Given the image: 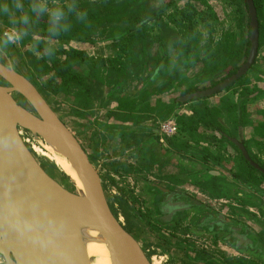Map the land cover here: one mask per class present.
<instances>
[{"label":"water","instance_id":"water-1","mask_svg":"<svg viewBox=\"0 0 264 264\" xmlns=\"http://www.w3.org/2000/svg\"><path fill=\"white\" fill-rule=\"evenodd\" d=\"M246 1L252 27L249 56L234 76L211 89L189 94L183 101L214 97L254 66L260 51L259 22L254 0ZM23 132L42 140L65 159L83 191H72L54 177L36 159ZM233 143L253 167L264 173L243 144L237 140ZM161 191L168 199L163 209V224L168 225L178 215L179 204L173 203L178 194ZM201 206L194 200L188 210ZM206 217L198 227L203 224L201 228L209 227L211 234H225L223 242L238 251L264 254L249 237L253 233L249 228L229 222L224 215L218 214L208 222L204 221ZM90 241L106 246L112 264H152L142 244L112 209L104 180L77 136L38 85L0 48V264H91L87 251Z\"/></svg>","mask_w":264,"mask_h":264},{"label":"trees","instance_id":"trees-1","mask_svg":"<svg viewBox=\"0 0 264 264\" xmlns=\"http://www.w3.org/2000/svg\"><path fill=\"white\" fill-rule=\"evenodd\" d=\"M201 1L212 13L213 8L205 0ZM230 1L235 3L237 0ZM27 3L28 0H25L26 11ZM172 3L171 0H79L78 10L86 15L78 18L74 13L71 14L69 16L71 28L67 32L50 36L47 32L49 21L46 16L40 17L33 26L46 31L40 35L43 39L82 43L113 41L118 49L116 58L111 62L113 85L121 82L130 85L129 81L139 77L140 72L147 69L148 64H154L155 68L159 69V76L152 86H147L145 89L141 87L134 92L127 88L121 93L112 94L119 100L120 111L130 115L127 116V120L139 128L137 126L142 120L154 118L163 122L172 118L178 107L184 105L177 97L169 104L160 98L154 101L153 97L183 87L185 83L189 84V89L182 92L183 96L215 87L234 76L250 53L252 27L250 24L245 25L247 14L240 23L239 33L223 32L218 38L216 37L217 39L213 37L202 46L199 38L193 35V23L183 27L178 19L168 16V23L165 18L163 19L165 10ZM254 5L259 22L260 50L264 46L263 0H254ZM245 9L248 10L247 5ZM184 19L188 17L184 16ZM151 23H154L155 28L158 27L157 33L153 32L155 28L150 30L147 28ZM169 23L176 26L175 30ZM180 27L181 30H186L185 33L178 29ZM25 30L33 32L26 27ZM155 48L158 49L157 52ZM173 52L175 57L172 55ZM41 56V59H34L33 62L40 71L37 77L53 75L52 82L62 80L64 85H57L54 93H68L71 88L82 87L74 97L84 104V107L88 106L92 89L77 74V70L86 60L84 55L74 49L60 51L52 49L48 52L41 50ZM247 78L248 75L242 77L226 91L237 94L247 85ZM235 87L237 90L234 89ZM241 92L240 96L244 99L248 91L244 88ZM206 100L207 98L197 101ZM243 102L240 106L242 115L246 109ZM236 109V105H233L229 98H224L220 108L202 106L193 117L179 118L178 123L182 128L190 129L200 124L209 129H216L229 139L231 137L226 135L221 121L226 112L232 119ZM261 128H264V124ZM250 167L253 168L251 165Z\"/></svg>","mask_w":264,"mask_h":264},{"label":"rangeland","instance_id":"rangeland-1","mask_svg":"<svg viewBox=\"0 0 264 264\" xmlns=\"http://www.w3.org/2000/svg\"><path fill=\"white\" fill-rule=\"evenodd\" d=\"M230 1V0H229ZM66 1L64 0H49V5L52 7L59 6L64 4ZM186 4V8L183 10H179V7L183 6ZM264 4V0H263ZM229 7H224L222 5H219L218 7V14L220 15L221 18L224 16L226 17L224 21L219 20L217 13L214 11L213 8V14L202 4L201 0H183L182 4L177 3L176 8L173 7L172 9H178L175 14H171L172 17H177V19L180 21V25L183 27L187 26L188 24L193 23V35L194 37L199 38L201 45L205 46L206 43L209 41V39L213 37H219L222 35L223 32H229V33H239L240 31V23L241 21L245 18V13L243 10V3L240 0L235 1V3H232L230 1ZM174 11V10H173ZM175 15V16H173ZM184 16L188 17V19H184ZM231 24L229 28H226L228 24ZM10 27L9 22L7 17L0 18V32H3L5 29ZM22 27V25H21ZM155 28V27H151ZM31 29L33 32L26 31V35L24 38L18 43V44H10L7 45L6 48L0 47L5 51V53L8 55V57L13 61L14 65L17 66L27 77L31 78L33 82H35L40 90L43 92L45 97L48 99L50 102L51 106L53 109L59 114V116L62 118L64 122L69 126V128L74 132V134L77 136V138L82 141V144L86 151L88 152L89 156L91 157V160L94 165H96L95 160L93 159V156L91 152L94 153H99L101 150V146H94V148H90V142L95 138H101V136H104V131L103 127H109L111 128L110 125L106 124V120H102L104 124L102 129H98L97 134L94 136V133H90L89 130H86V127H89L90 130L91 128L90 124H86V121L84 119H81L79 116L80 114L79 111L76 109L74 106V91L71 88L68 93H54V90L56 89L57 85H64L62 81H56L52 82L53 75H48L45 77H37L39 75L40 71L36 69L34 66V59H41V50L51 51L52 49L55 50H62V49H70L72 43L71 41H56V40H49L46 41L43 38L40 37L41 34L46 33V31L40 30V28L32 26ZM180 31H183L185 33L186 30H181V27L178 28ZM228 29V31L226 30ZM216 38V39H217ZM109 49L111 50L112 48L108 46ZM264 47V46H263ZM99 46L97 45V47ZM113 50V49H112ZM261 50V49H260ZM100 52L97 50V54ZM94 53V52H93ZM260 53V51H259ZM86 54V52H85ZM95 57V56H94ZM98 57V56H96ZM63 58V57H62ZM95 59V58H93ZM88 62L93 65H97V69L101 67V63L99 61H91L90 58H88ZM260 65H264V58L259 61ZM103 68V67H102ZM96 69V66L94 67ZM96 69V71H97ZM110 72V71H108ZM83 75L81 76L82 81L86 85H90L91 83H94L99 77L103 76L104 74H100L98 76H94V74H90L85 70L82 72ZM34 75V76H33ZM110 77L112 76L109 74ZM255 78V76H253ZM264 80V73H257V78L252 79L249 77L247 78V91L248 95L244 96V101L248 99L250 96L251 98H256L257 96H260L264 93L263 90V85H257V82ZM254 82L253 87H256V89L250 90L248 88L249 84ZM90 83V84H89ZM126 85V84H125ZM246 88V87H244ZM241 91H243V89ZM234 89L237 90L235 87ZM239 90V89H238ZM241 91L238 92V94L241 95ZM229 94L228 97L230 96H237L232 93V91H224L219 94V96L222 97V95ZM218 96V95H217ZM216 97V96H215ZM227 97V96H225ZM261 97V96H260ZM19 100L25 104V102L19 98ZM247 105H252L249 108V111H256L258 109V100H254L251 103L244 104V106L247 107ZM222 106V104L220 105ZM183 110L185 107H182ZM84 110V108H83ZM181 110V108H180ZM186 112V113H185ZM241 112V109H240ZM242 114V112H241ZM189 119L190 114L187 113V111H183L181 113L179 111L178 115H175L174 120L177 125H179L180 129V135L177 138L178 140H182L181 138L183 137L182 135V128L180 127V124L178 123V119ZM187 117V118H186ZM152 120L149 122L148 128L150 129H156L159 130L161 129V123L162 121L155 120L154 118H151ZM90 122V121H89ZM231 122H236L232 121L230 119V116H228V113H225V116L223 117V123L229 127V129L225 130L226 135L232 138H240V134H243L242 132L240 134H237V123L232 126ZM201 126V125H200ZM123 125H119L116 127V129H126ZM147 127V126H146ZM242 127V126H241ZM260 130H254L252 131L251 134L254 136H251L249 138V134L245 133L247 136H243V138L240 139L242 143L246 144V147L248 149V153L253 159L254 162H256L258 165H260L262 168H264V128H261L260 125H258ZM202 128V127H201ZM81 130V134L79 133ZM236 133L237 135L233 134ZM96 133V132H95ZM200 134L197 133L203 138L204 135L207 138L210 132L206 131L203 132L202 129L199 132ZM90 134V135H89ZM141 134V133H139ZM138 134V135H139ZM24 141L28 145L30 149L34 151V153L38 156V160L46 166V168L49 170V172L58 180H60L62 183H64L67 188H69L72 191L76 190L75 185L73 182L64 175H61L54 163L51 160V157L48 156L39 146L38 143L32 140L26 133H21ZM196 135V136H197ZM130 137V136H129ZM247 137V139L245 138ZM137 135H131V138L127 139H121L118 143L119 147L118 150L121 152H125L128 150V147H133L135 146L139 139H137ZM173 138V139H174ZM212 138V136L210 137ZM249 138V139H248ZM177 140V141H178ZM174 140V142H177ZM228 142V141H227ZM226 141H223L220 143L218 141V147H222L220 144L225 146V152L222 153L224 156L222 161L224 160L225 163L223 165L227 166L226 162H230L233 157L232 154L228 153V147L229 143ZM122 143L125 144V147H122ZM226 144V145H225ZM129 145V146H128ZM130 149V148H129ZM234 153H235V161L234 164L236 165L237 169L235 170L236 172H239V176L247 180L248 182L247 185L252 187L253 190H260L264 192V176L263 174L251 169L246 161L243 159L242 155L238 154L237 149L234 147ZM31 150V151H32ZM117 150V151H118ZM125 150V151H124ZM32 151V152H33ZM130 154H134V152H129ZM229 154V157H228ZM129 155V154H126ZM239 155V156H238ZM237 157V158H236ZM49 164L50 166L55 168V171H53L51 168L47 167ZM234 164H230V167H234ZM227 169H230L227 167ZM239 169V170H238ZM116 170L119 171V177H115L113 183H106V191L108 198L110 200L112 209L114 210L115 214L118 216L119 220L121 223L124 225V227L134 236L138 239V241L142 244L144 247L146 254L148 255L150 261H153L154 264H167L166 260L163 258L166 255L167 251H170V249L164 248V241H174L175 244H177L183 252H180V257L179 259L184 260L187 259V255L189 256V253H193L197 259L195 260H204L206 259L209 260L207 264H238V263H243V264H264V259L263 258H256V257H251L247 254H242L243 256L246 257V260L243 262H234V260H229L227 259L224 255L219 254L216 252L218 258L214 257V254H211L210 251H213L211 247L208 245L210 243H220L219 237L210 235L208 233H202L200 231H196V227H194L193 224H191L192 221V216L198 214L197 210H194L189 214V216L185 217L184 219L179 221L178 226H176L177 229L165 231L164 228L158 225L157 222H152L153 221V215L151 211L147 207V202L142 199V197L136 193L137 188L140 189V186L138 185V181H136L138 176V173L140 172L138 167L135 166L134 164H129L126 163L124 167H117ZM61 175V176H60ZM251 179V180H249ZM229 180L228 177L225 178V181ZM226 183V182H225ZM108 185V187H107ZM110 185V187H109ZM231 185V184H230ZM241 188V193H247V195L250 196V198H256L259 200L260 205L264 208V196L261 197L258 194L250 191V190H242ZM221 194V193H220ZM226 195V193H224ZM259 196V197H258ZM196 198V197H194ZM199 201H203L205 205L209 206L208 203H210L206 198L200 199L196 198ZM227 199V198H226ZM239 204V203H238ZM247 205L252 206V209H260L257 208L259 207L256 204H252L249 201L242 200L239 208L232 206L231 204H225L223 207H220V213L228 215L229 219L232 221H235L237 223H240L248 228H252L254 231H256L260 237L264 240V211L260 209L258 217L251 211L247 209ZM212 209H214L211 206ZM215 210V209H214ZM252 217V218H251ZM256 217V219H254ZM152 222V223H151ZM256 222V223H255ZM200 232V233H199ZM171 237V238H170ZM175 238V240H174ZM157 245H160L162 248L159 249ZM189 252V253H186ZM169 254V253H168Z\"/></svg>","mask_w":264,"mask_h":264},{"label":"crops","instance_id":"crops-1","mask_svg":"<svg viewBox=\"0 0 264 264\" xmlns=\"http://www.w3.org/2000/svg\"><path fill=\"white\" fill-rule=\"evenodd\" d=\"M212 8H214V11L217 13V16L219 20L224 21L225 16L223 18L220 17L218 14V7L219 5H222L224 7H229L230 1L229 0H205ZM183 0H179L177 3L182 4ZM177 3L173 6L176 8ZM172 7V8H173ZM186 4L179 7V10H183L186 8ZM170 8L168 10V14H175L178 9H172ZM174 10V11H173ZM175 16V15H173ZM172 17V15H171ZM173 19H177V17H172ZM167 23L168 21L165 20ZM170 24V23H169ZM232 23L228 24L226 28H229ZM171 25V28L175 30L176 26ZM152 24H149L147 28L150 30ZM228 31V29H226ZM154 33L158 32V27H156L153 30ZM49 42V40H46ZM72 45L70 49L77 50L81 52L84 55V58L86 59L85 62L80 66V68L77 70V74L80 76L83 75L82 72L87 70L90 74H94V76H98L100 74H104L103 76L99 77L94 83H89L92 94L90 95V101L88 102V106L84 107V104L78 102L75 99L74 106L79 111L78 114H80V118L84 119L86 121V124L91 125V130L89 127H86V130L88 129L90 133H94V136L97 134L98 129H102L104 123H102V120H106V124L110 125L111 128L104 126V136L101 138H95L92 143L90 142V148H94L93 145L98 146L100 145L102 148L99 153L91 152L93 159L96 163V168L99 171L101 177L104 180V183L110 184L114 182L115 177H119V171L116 170L117 167L120 168L124 167L126 163L134 164L138 167L139 173L136 179L138 181V185L140 186V189L137 188L136 193H138L144 201L147 203L150 202L152 199H155V194L157 193L155 186L160 188H166L165 190H182L189 193L190 195L204 199L206 198L210 203L208 205L212 206L215 211L221 212L220 207H223L225 204H231L232 206L238 207L240 206L242 202V195L238 194H225L220 192L218 189L220 185L225 184H231V187H236V183L234 181V175L235 170L237 169L236 165L234 164L235 161V153H234V145L233 140L240 141L241 138L245 135V133L249 134V138L251 136H254L252 131L260 130L258 125L264 124V93L260 96H257L256 98H251V96L244 101V99L241 98L240 94H235L237 96H229V94L216 96L210 99H207L206 101H195L186 105H183L181 107H178L175 115H178L179 111L183 113V111H187V113L190 114L191 117L194 116V113L199 110L202 106H206L209 108H220L222 101L224 98H229L230 102L233 105H236V112L232 115V126L234 123L238 127L237 134H240L241 132L243 134H240V138H232L227 139L224 137V134H220L218 130L209 129L204 127L203 125L200 126V124L195 125L192 128H186L181 127L183 132L182 140H176V145L172 146L171 148H168L166 146H163L160 142L161 135L156 129H149V122L152 120L151 118L149 120H142L140 126H147L144 127L143 130H139V132L142 131L141 134H139L135 127H130L134 125L132 122L127 120V116L130 117V115H126V113H122L120 111V103L119 100L116 98H113L112 95L109 93L107 94V90L111 87V80L113 79L110 77L109 74H111V62L116 58L118 49H116L115 44L113 41H98L93 43H82V42H72ZM99 46V48H95ZM110 46L112 49L110 50ZM66 50H69L66 49ZM97 50L98 52L97 54ZM86 52V54H85ZM94 52V53H93ZM172 55L175 57V53L173 52ZM95 56V57H94ZM98 56V57H96ZM88 58H90L91 61H100L101 67L97 69V65L90 64L88 61ZM95 58V59H93ZM264 58V47L261 48L260 53L258 55L256 64L251 69L250 73L248 74V78L250 77L252 79L257 78V73L261 74L264 73V65H260L259 61ZM99 59V60H97ZM96 66V69L94 67ZM103 67V68H102ZM110 71V72H108ZM193 75L190 76L192 78ZM255 76V78H253ZM62 81V80H58ZM254 82L249 84L248 88L250 90L256 89V87H253ZM263 85L264 90V80L257 82V85ZM247 89V86H245ZM81 89L82 87H78ZM253 88V89H252ZM77 88L73 89L74 96L76 92H78ZM177 90V88H175ZM172 90L176 92V90ZM171 92H167L164 95H161L157 98H154L153 100H157L158 98L162 99L167 104L172 102V96ZM66 94V93H64ZM227 96V97H225ZM75 98V97H74ZM254 100H258V109L256 111H249V108L252 105H247L245 109V113L243 115L240 112V106L242 102L246 105L248 103L253 102ZM182 107H185L183 110ZM84 108V110H83ZM181 108V110H180ZM234 108V107H233ZM186 113V112H185ZM189 117V118H191ZM184 118V117H183ZM187 118V117H186ZM62 119V118H61ZM90 121V122H89ZM222 125L225 127V130L229 129L228 126H226L223 123L222 119ZM240 122H242L240 124ZM66 123V122H65ZM119 125L127 126L126 129H116ZM68 126V125H67ZM242 126V127H241ZM69 127V126H68ZM202 127V128H201ZM207 133L210 132L212 135H208L206 138L204 135L203 138L199 135V132L201 131ZM79 133L81 134V130ZM96 132V133H95ZM137 132V133H135ZM137 135V139H139L138 143L133 147H128V150H124L125 152H121L118 150L117 147H119L118 143L119 140L123 139H129L131 138V135ZM139 134V135H138ZM237 135L235 132L233 133ZM90 135V134H89ZM197 135V136H196ZM130 136V137H129ZM212 136V138H210ZM222 136V137H221ZM247 136V135H245ZM247 139V137H245ZM248 138V139H249ZM80 141V140H79ZM218 141L222 143L223 141H228L229 143L228 147V153L232 154L231 157L232 160L230 162H226V165H223L224 160L222 153L225 152V146L220 144L222 147H218ZM82 144V141H80ZM122 147H125V144L122 143ZM83 145V144H82ZM226 145V144H225ZM129 146V145H128ZM84 147V146H83ZM130 148V149H129ZM118 150V151H117ZM129 152H134V154H130ZM129 154V155H126ZM228 154V157H229ZM91 158V157H90ZM237 158V157H236ZM234 164V167H230V164ZM229 167L230 169H227ZM186 170V171H185ZM183 176L186 178L185 183H180V177ZM228 177L229 180L225 181V178ZM149 183V187L147 188V185L145 183ZM108 187V185H107ZM110 187V185H109ZM241 187V186H239ZM221 193V194H220ZM158 194V193H157ZM156 194V195H157ZM259 197V196H258ZM227 198V199H226ZM239 203V204H238ZM254 205V203H252ZM252 206L247 205V209L251 212H253L257 217L259 215L260 209L264 211V208L259 205L260 209H252ZM225 215V214H224ZM228 216V215H225ZM252 218V217H251ZM256 219V217H254ZM165 229V231L174 230L177 229L176 226H165L162 227ZM171 238V237H170ZM164 241V248L170 249V251L166 252L167 256H164L163 258L166 260L167 264H207L209 260H195L197 257L193 253H189L186 251V253H189V256L187 255V259L181 260L180 252H183L177 244H175L174 241ZM175 240V238H174ZM212 248L213 251H210L211 254H214L216 258H218L216 252L219 254L224 255L229 260H234V262H243L246 260V257L240 254L239 252L233 250L231 247L225 246L222 243H210L208 245ZM159 249L162 247L160 245H157ZM169 253V254H168ZM152 262V261H151Z\"/></svg>","mask_w":264,"mask_h":264},{"label":"flooded vegetation","instance_id":"flooded-vegetation-1","mask_svg":"<svg viewBox=\"0 0 264 264\" xmlns=\"http://www.w3.org/2000/svg\"><path fill=\"white\" fill-rule=\"evenodd\" d=\"M167 1V0H166ZM173 3L165 10V12H164V14H163V19L165 18V20H167L168 21V19H167V17L169 16V17H171V15L170 14H168L167 12H168V10L170 9V8H172L179 0H171ZM244 1H246V0H241V2L243 3V10H244V13H245V18H246V14H248V12H249V10H246L245 9V6L247 5V1L246 2H244ZM247 7H248V5H247ZM152 24V26L153 27H155L154 26V23H151ZM248 25V24H250V26H251V20H250V17H247V19H245V25ZM246 25V26H247ZM44 40H51V39H44ZM56 41H59V40H56ZM73 42V41H72ZM74 42H77V41H74ZM78 43V42H77ZM158 50V49H157ZM157 50H156V48H155V51L157 52ZM259 55V54H258ZM258 58V57H257ZM246 60V59H245ZM245 60L240 64V65H242L244 62H245ZM256 61H257V59H256ZM255 64H256V62H255ZM254 64V65H255ZM254 67V66H253ZM252 67V68H253ZM250 71H251V69H250ZM250 71L248 72V74L250 73ZM247 74V75H248ZM159 76V69H156L155 68V66H154V64H148V66H147V69H145L143 72H140V76L139 77H136V78H134V79H132L131 81H129L130 82V85H128V84H126L125 85V83H120V84H115V85H111V87L107 90V94L109 93L110 95H112L113 93H115V92H123L124 91V89H132V91L134 92V90H139L141 87L142 88H146L147 86H152L154 83V81L157 79V77ZM129 86V87H128ZM217 86V85H216ZM213 88V87H212ZM187 89H189V84L188 83H185L184 85H183V87H179V88H177V90H176V92H174V91H172V93H171V96H172V98H175V97H177L178 98V100L181 102V103H184V105H186V104H189V103H192L193 101H190V102H186V101H183V99H184V97H186L187 95H189V94H192V93H189V94H186V95H182V92L183 91H186ZM208 89H211V88H208ZM208 89H206V90H208ZM206 90H200V91H206ZM198 92V91H197ZM195 93V92H194ZM164 94H166V93H164ZM164 94H160L159 96H161V95H164ZM219 95V94H218ZM159 96H155V98H157V97H159ZM217 96V95H216ZM112 97H113V95H112ZM215 97V96H214ZM114 98V97H113ZM211 98H213V97H211ZM153 99H154V97H153ZM207 99H210V98H207ZM199 100H201V99H199ZM172 101H173V99H172ZM195 101H197V100H195ZM194 101V102H195ZM175 116H173L172 118H174ZM172 118H169V119H172ZM163 122H165V121H163ZM179 126V125H178ZM130 127H135L134 125H132V126H130ZM137 127H139V128H137V132L138 133H142V131L141 132H139V130L141 129V130H143V128L144 127H146V126H137ZM136 128V127H135ZM151 129V128H150ZM154 130V129H153ZM158 132H159V134L161 135V138H160V142L162 143V145L163 146H166V147H168V148H171L172 146H174V145H176L175 143L176 142H174V140H178L177 138H169V137H167V136H165L163 133H162V131L159 129V130H157ZM137 132H135V133H137ZM180 133L181 132H179V135H180ZM220 133V132H219ZM220 134H223V133H220ZM178 135V136H179ZM182 135H183V132H182ZM178 136H176V137H178ZM181 136H179V138H180ZM222 137V136H221ZM224 137H225V134H224ZM229 139H231V138H229ZM237 142L238 143H241V144H243L244 145V147L246 148V150H247V152H248V149H247V147H246V144H244V143H242L241 141H238L237 140ZM229 143H230V141H229ZM234 144V146H235V148L237 149V151H238V154L239 155H242V157H243V159L246 161V163H247V165L250 167V162L249 161H247L246 159H245V157H244V155H243V153H242V151H241V149L239 148V146L236 144V143H233ZM249 154V153H248ZM238 155V156H239ZM250 156V155H249ZM250 158H251V156H250ZM252 159V158H251ZM252 161H253V159H252ZM254 162V161H253ZM255 164H257L256 162H254ZM258 165V164H257ZM252 166V165H251ZM261 169H263L264 170V168H262L260 165H258ZM253 167V166H252ZM251 168V167H250ZM254 168V169H253ZM253 168H251V169H253V170H255L256 168L255 167H253ZM239 170V169H238ZM186 171V170H185ZM255 171H257V172H259V173H261V174H263V176H264V173L262 172V171H260V170H258V169H256ZM235 174L236 175H234V181H235V183H236V187H231L229 184H227V183H225V184H223V185H220L219 186V190H220V192H222V193H226V194H238V195H242V197H240V198H242V200H245V201H249V202H251V203H254V204H256V205H260V202H259V200L258 199H256V198H250V196L249 195H247V193H241V188H243L242 190H250V191H252V192H254V193H256V194H258L259 196H261V195H263L264 196V192L263 191H260V190H253L252 189V187H250L249 185H247V183L246 182H248L247 180H244V179H242L238 174H239V172H236L235 171ZM249 180H251V179H249ZM185 181H186V178L185 177H183V176H181L180 177V183H185ZM145 185H147V188L149 187V183H145ZM239 186H241V187H239ZM155 189H156V191H157V195L155 194V199H152L150 202H148L147 203V207H148V209L151 211V213H152V215H153V221L152 222H157L158 223V225L159 226H161V227H165V226H178V224H179V221L180 220H182V219H184L185 217H187V216H189V214H191V212L192 211H194V210H197L198 211V214H196V215H194V216H192V221H191V224H193L194 225V227H196V229H198V230H196V231H200V232H202V233H208V234H210L211 235V233H209L208 232V228L209 227H205L204 229L203 228H201V227H203L202 225L203 224H201V227H198L197 226V223L203 218H205L206 217V215H207V217H206V219L204 220L205 222H208V221H210L209 220V218H213L214 216H216V215H218V214H220V215H224V214H222V213H220V212H217V211H215L214 209H212L211 208V206L209 207V206H207V205H205L204 204V202L202 201H199V200H197L196 198H194V196H192V195H190L189 193H187V192H185V191H183V189L182 190H178V189H175V190H170V192H173V193H176V194H178L176 197H175V199H174V201H173V203L174 204H179L178 206H176V209H178V212H177V214L178 215H176L175 216V221L173 222V223H171V224H168V225H164L163 224V218H165L166 216L164 215L165 213H164V211H163V209H165V206L168 204V199H167V197H166V195L165 194H163V192L161 191L162 189H166V188H160V187H157V186H155ZM263 196H261V197H263ZM194 200H196V201H199V202H201L202 203V206L200 207V208H195V209H190V210H188V207L189 206H192V204L194 203ZM207 208H209L211 211L210 212H208L206 209ZM225 216V215H224ZM226 217V216H225ZM227 219H228V221L229 222H231V223H235L236 225H242V224H240V223H237V222H235V221H232L231 219H229L228 217H227ZM151 222V223H152ZM256 223V222H255ZM242 226H244V225H242ZM244 227H246V226H244ZM248 228V227H247ZM253 233H250V238L252 239V240H255L257 243H258V249H262L263 251H264V240L262 239V237H260V235L256 232V231H254L252 228H249ZM199 232V233H200ZM212 235H214V236H217V237H219V241H220V243H222V244H224L225 246H228V247H230L228 244H226V243H224L223 242V240H222V238L223 237H225V234H222V233H217V234H212ZM232 248V247H231ZM233 250H235V251H237V252H239L240 254H247V255H249V256H251V257H256V258H263L264 259V254L263 255H260V254H258V253H256L255 251H252V252H250V251H248V252H250V254H248V252H245V251H238V250H236V249H234V248H232Z\"/></svg>","mask_w":264,"mask_h":264},{"label":"clouds","instance_id":"clouds-1","mask_svg":"<svg viewBox=\"0 0 264 264\" xmlns=\"http://www.w3.org/2000/svg\"><path fill=\"white\" fill-rule=\"evenodd\" d=\"M79 0H66L62 5L52 7L49 0H0V16L7 17L10 27L0 32V47L18 44L26 35L25 27L31 28L40 17H47L50 36L67 32L71 28L69 16L83 18L86 13L78 10ZM21 25L25 27H21Z\"/></svg>","mask_w":264,"mask_h":264},{"label":"bare ground","instance_id":"bare-ground-1","mask_svg":"<svg viewBox=\"0 0 264 264\" xmlns=\"http://www.w3.org/2000/svg\"><path fill=\"white\" fill-rule=\"evenodd\" d=\"M30 138L32 140H34L35 142H37L38 146L46 154H48L49 157H51V160L54 163L57 171L61 175L67 176L75 184L77 191H83L82 186L79 183V181L76 177V174L74 173L71 165L65 159L58 156L56 154V152L54 151V149L52 147H50L48 144H46L45 142H43L42 140H36L32 137H30ZM33 154H34V156L36 155L34 153V151H33ZM37 157H36V159L38 160L39 158H37ZM38 161L40 162V160H38ZM87 251H88V256H89L91 264H112V262L110 260L109 253H108L105 245H103L97 241H90L87 244ZM151 263L154 264L153 261Z\"/></svg>","mask_w":264,"mask_h":264},{"label":"built area","instance_id":"built-area-1","mask_svg":"<svg viewBox=\"0 0 264 264\" xmlns=\"http://www.w3.org/2000/svg\"><path fill=\"white\" fill-rule=\"evenodd\" d=\"M162 133L169 137L174 138L179 135L180 129L178 125L176 124L174 118L168 119L165 122L161 123V129Z\"/></svg>","mask_w":264,"mask_h":264}]
</instances>
